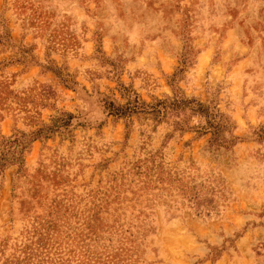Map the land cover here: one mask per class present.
<instances>
[{"label": "rangeland", "instance_id": "obj_1", "mask_svg": "<svg viewBox=\"0 0 264 264\" xmlns=\"http://www.w3.org/2000/svg\"><path fill=\"white\" fill-rule=\"evenodd\" d=\"M0 264H264V0H0Z\"/></svg>", "mask_w": 264, "mask_h": 264}, {"label": "trees", "instance_id": "obj_2", "mask_svg": "<svg viewBox=\"0 0 264 264\" xmlns=\"http://www.w3.org/2000/svg\"><path fill=\"white\" fill-rule=\"evenodd\" d=\"M113 108H117L118 111L120 110V108H118V107H113ZM118 111H117V112H118ZM118 113H119V112H118Z\"/></svg>", "mask_w": 264, "mask_h": 264}]
</instances>
